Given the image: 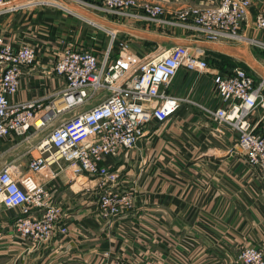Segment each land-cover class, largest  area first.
I'll use <instances>...</instances> for the list:
<instances>
[{
  "label": "built area",
  "instance_id": "1",
  "mask_svg": "<svg viewBox=\"0 0 264 264\" xmlns=\"http://www.w3.org/2000/svg\"><path fill=\"white\" fill-rule=\"evenodd\" d=\"M66 1L99 19L77 14L58 0L0 4V16L29 6L61 8L108 38L102 52L69 45L57 54L52 73L62 79L63 88L46 106L42 100H16L24 70L38 64V54L31 45H16L0 32V139L25 136L30 129L40 133L58 115L71 114L37 146L38 155L32 154L24 170L12 163L0 168V211L11 210L18 217L8 224L11 239L37 246L69 233L60 222L66 213L58 196L59 176L66 168L106 186L98 195L99 214L119 218L133 203L135 192L121 186L122 176L112 162L124 160L150 125L168 122L184 103L196 104L220 129L237 132L239 152L264 174V78L257 83L240 67L226 72L211 68L203 45L245 44L264 52V39L244 32L253 0H198L170 11L151 0ZM255 29L264 34V8L255 16ZM135 31H155L171 41L182 33L192 44L158 46L139 55L132 44ZM182 68L211 78L217 108L167 94ZM58 100L67 109L58 112ZM51 111L57 113L50 116ZM237 263L264 264V248L243 247Z\"/></svg>",
  "mask_w": 264,
  "mask_h": 264
},
{
  "label": "crops",
  "instance_id": "2",
  "mask_svg": "<svg viewBox=\"0 0 264 264\" xmlns=\"http://www.w3.org/2000/svg\"><path fill=\"white\" fill-rule=\"evenodd\" d=\"M18 1L37 0H0V4ZM58 1L77 14L99 19L66 0ZM154 1L161 2L168 11L184 3H198ZM262 8L264 0H253L244 30L247 36L264 39V34L255 29V16ZM0 32L16 45H31L38 54V64L24 70L17 101L49 100L63 88L62 79L52 73V63L68 45L102 52L108 42L102 31L83 19L50 6H29L0 16ZM176 43L192 44L182 33L171 41L155 31H135L132 42L139 55ZM203 45L208 56H228L237 66L252 68L254 56L248 46ZM166 92L210 109L220 105L211 78L183 68ZM194 105L184 103L168 122L150 125L146 136L124 160L112 162L124 177L121 186L135 192L133 203L119 218L105 219L99 214L101 192L77 202L78 195L62 191L68 184L63 172L58 196L66 210L61 223L69 233L31 246L11 239L8 230H3L0 264H111L115 260L126 264H145L149 260L158 264H238L243 247L264 248V174L249 166L239 152L237 132L220 129ZM8 142L0 139V168L12 163L24 170L29 161L19 165V158L3 162L2 150ZM21 145L23 141L9 148ZM136 162L146 164L136 171ZM83 187L71 186L69 190ZM9 223L8 219L0 220V230Z\"/></svg>",
  "mask_w": 264,
  "mask_h": 264
},
{
  "label": "rangeland",
  "instance_id": "3",
  "mask_svg": "<svg viewBox=\"0 0 264 264\" xmlns=\"http://www.w3.org/2000/svg\"><path fill=\"white\" fill-rule=\"evenodd\" d=\"M151 1H154V0H151ZM179 1L180 2H182V1L184 2V0H179ZM241 45H245V44H241ZM245 46H247V45H245ZM248 47L250 49L249 52H251V54H253L254 58H253V62H252V68H248L246 66L245 67L247 69V72L250 73L253 77H255V79L257 80V83H259L264 78V52L259 50V49H257V48H252L250 46H248ZM62 52L60 51V53H62ZM223 58H224V60H223ZM208 63H209V66L211 68H213L215 70H218V71H221V72L223 70L230 71L234 67H240V68L243 67V66H235L234 61H232V59L230 57L224 56V55L222 57H220L219 54L209 55L208 56ZM42 101L46 104V106H49V105H52L51 103L54 102V98L53 99L51 98L49 100H42ZM187 105H189V104H187ZM85 109H87V108H84V110ZM70 117H71V114H67V113L63 114V115H58L56 118H54L52 120V122H50V124H48V126H47L48 128L46 127V129L43 130L40 133H35L33 129H30L29 133L27 135H25V136L15 137L13 139L12 138H3V139H9V141H10V142H8L7 145H4V147H3V150H2L3 151L2 152L3 153V155H2L3 162H12L13 160H16V159L19 158V161L16 163V164L19 165L22 162H28L29 160H31L32 154L34 156H37L38 155L37 146L44 141V139L47 137V135L50 133V131L53 128L58 127L61 124L63 119H68ZM36 124L37 125H41V124H43V122L38 121ZM22 141H23L24 145H21L20 147H16V148L14 147L15 149H13V150L10 149L13 144L16 145V144H18V143H20ZM145 164L146 163L144 162L143 166ZM139 165L140 164L138 162L135 163V170L136 171L139 170V168L142 166V165H140V167H139ZM66 169H65V172H66V175H67L68 179L66 178L65 182L67 180L68 184H66L62 188V191H66V193H70V195L71 194L74 195V196L78 195L79 198L77 199V202H79V201H81L83 199L84 200H89L93 196H95L97 192H102V191L105 190L106 186H104V185H102L101 183H98V182H91V181H93L95 179H93V178L87 179L85 177H82V178L87 179V184L82 189H80V190H69L70 187L73 185V183H75V181L76 182L79 181V178H77L79 176H75L71 170H66ZM46 171H48V170H46ZM120 172L121 171H119V174H122ZM46 174H47V172H46ZM82 178H80V179H82ZM123 179H124V177L122 176L120 181H123ZM59 184H60V182H59ZM110 184L111 183H108V186ZM68 198H66V199L68 200ZM134 198H135V196L133 195V199ZM63 203L60 202L64 213H66V210L64 209V204ZM17 218L18 217H16L15 213L13 211H11V210L2 209L0 211V220L8 219L9 222H10L9 223L10 226L12 225L11 223H13V222H15L17 220ZM65 218L66 217H64V218L61 217L60 222L64 221ZM3 230H5V231L8 230V235H9L10 238L12 236H14L12 234V232L9 231L10 228L8 226L4 227L3 229H1L0 232L3 231Z\"/></svg>",
  "mask_w": 264,
  "mask_h": 264
},
{
  "label": "bare ground",
  "instance_id": "4",
  "mask_svg": "<svg viewBox=\"0 0 264 264\" xmlns=\"http://www.w3.org/2000/svg\"><path fill=\"white\" fill-rule=\"evenodd\" d=\"M58 78H60V77L58 76ZM54 105L57 108L58 112H62L63 110L67 109L66 104L65 103H62L61 100L56 101V103ZM50 113H51L50 114V116H51V115L56 114L57 111H51ZM40 122H43L44 123L43 120L40 121ZM77 178H79V181H77V182L75 181V183H73L72 187H76L77 185H84L85 186L87 184V179L82 178V177H77ZM80 178H82V179H80Z\"/></svg>",
  "mask_w": 264,
  "mask_h": 264
},
{
  "label": "trees",
  "instance_id": "5",
  "mask_svg": "<svg viewBox=\"0 0 264 264\" xmlns=\"http://www.w3.org/2000/svg\"><path fill=\"white\" fill-rule=\"evenodd\" d=\"M220 57H222V56H220ZM223 60H224V58H223ZM235 66H237V65L235 64ZM242 68H243L244 70H246V71H247V69H246V67H245V66H243ZM223 71H225V72H226L227 70H223Z\"/></svg>",
  "mask_w": 264,
  "mask_h": 264
}]
</instances>
